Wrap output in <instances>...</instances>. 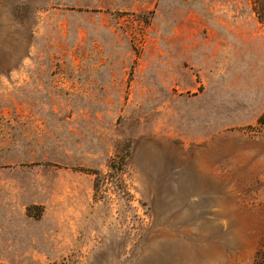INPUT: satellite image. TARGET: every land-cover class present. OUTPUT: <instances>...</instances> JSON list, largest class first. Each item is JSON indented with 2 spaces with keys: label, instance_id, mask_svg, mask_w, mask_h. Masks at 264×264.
I'll list each match as a JSON object with an SVG mask.
<instances>
[{
  "label": "rangeland",
  "instance_id": "374dc122",
  "mask_svg": "<svg viewBox=\"0 0 264 264\" xmlns=\"http://www.w3.org/2000/svg\"><path fill=\"white\" fill-rule=\"evenodd\" d=\"M0 264H264L250 0H0Z\"/></svg>",
  "mask_w": 264,
  "mask_h": 264
},
{
  "label": "trees",
  "instance_id": "16d2710c",
  "mask_svg": "<svg viewBox=\"0 0 264 264\" xmlns=\"http://www.w3.org/2000/svg\"><path fill=\"white\" fill-rule=\"evenodd\" d=\"M250 3L257 20L264 27V0H250Z\"/></svg>",
  "mask_w": 264,
  "mask_h": 264
},
{
  "label": "crops",
  "instance_id": "0c3cea01",
  "mask_svg": "<svg viewBox=\"0 0 264 264\" xmlns=\"http://www.w3.org/2000/svg\"><path fill=\"white\" fill-rule=\"evenodd\" d=\"M217 116V115H216ZM215 120H218L217 118H215Z\"/></svg>",
  "mask_w": 264,
  "mask_h": 264
}]
</instances>
